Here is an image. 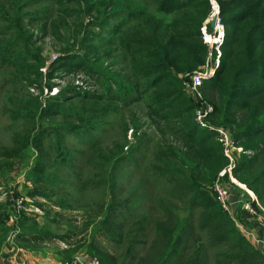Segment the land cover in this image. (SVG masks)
<instances>
[{
	"label": "trees",
	"instance_id": "obj_1",
	"mask_svg": "<svg viewBox=\"0 0 264 264\" xmlns=\"http://www.w3.org/2000/svg\"><path fill=\"white\" fill-rule=\"evenodd\" d=\"M218 2L225 40L214 49L204 41L214 30L211 0H163L159 17L145 15L141 29L131 39L135 57L129 68L148 85L154 118L167 122L166 129L174 137L168 141L159 128L161 137L150 169L156 177L151 188L154 195L149 193L147 201L142 195L139 203L136 195L127 194L126 187L111 180L109 203H97L91 216L100 218L98 239L76 242V234H57L38 223L27 228L25 224L32 219L20 215V233L14 241L17 247L62 244L67 247L64 260L68 262L83 251L100 264H264V253L243 236L212 191L230 161L218 132L196 123L199 109L188 97L182 78L204 67L210 53L218 58L214 77L200 88L203 101L213 109L206 121L229 130L235 146L243 149L234 176L254 192L264 209V0ZM115 21L119 18L111 20ZM20 42L26 45L25 40ZM36 104L41 107L37 100ZM57 109L58 116H66L64 107ZM20 110L25 124L10 133L8 144H0L1 179L17 173L26 153L34 150L36 191L29 196H38L43 186L42 191L51 194L47 198H60L57 208L74 210L72 201L64 198L72 197L71 193L64 195V183L59 184L57 174L49 172L58 130L43 127L48 114L39 118L37 113L31 114L27 101ZM143 136L145 139L147 134ZM9 217L4 212L0 219L4 225L0 253L10 232L6 228ZM90 226L86 225V232Z\"/></svg>",
	"mask_w": 264,
	"mask_h": 264
},
{
	"label": "rangeland",
	"instance_id": "obj_2",
	"mask_svg": "<svg viewBox=\"0 0 264 264\" xmlns=\"http://www.w3.org/2000/svg\"><path fill=\"white\" fill-rule=\"evenodd\" d=\"M215 1L221 15V5ZM162 2L0 0V144H8L10 133L25 124L20 110L22 102L27 101V107L32 109L30 113H37V117L47 113L42 126L58 130L53 138L49 172L57 174L59 184L64 183V195H72L64 198L76 207L57 208L60 198H47L51 194L42 191L43 186L38 196H29L36 191L32 172L36 154L30 150L17 173L0 177V207H3L0 219L4 212L10 216L6 222L10 230L7 242H14L20 233V215L32 219L25 224L27 228L38 223L39 227L57 234H76V242L84 239L91 243L98 239L100 218L91 219V216L97 203H109L111 180L126 187L127 194L136 195L139 203L142 195L146 201L149 193L154 195L151 188L156 185V177L150 169L155 145L161 137L159 128L166 133L168 141L174 137L166 129L167 122L154 118L148 85L135 78L137 73L129 65L135 57L133 35L141 29L145 15L159 17ZM114 17L119 21L111 22ZM20 40H25L26 45ZM219 65L217 57L210 59L211 75ZM182 78L188 97L199 110L210 113L212 105L191 95L187 75ZM58 106L65 108L66 116H58ZM198 117L196 123L209 130L202 126L212 125L206 121L207 117L199 121ZM217 128L223 127L212 125L210 130ZM239 149L242 148L236 147ZM228 154L231 156L230 151ZM228 174V190L235 201L233 217L243 229L238 227L239 230L254 245V239L246 231L260 229L261 220L264 224V209L255 206L260 220L258 215L254 218L246 211L243 199L248 194L240 187L251 190L235 178L233 170ZM145 182L148 186L143 185ZM146 201H142V206ZM243 217L256 225H248ZM88 224L91 226L86 232ZM3 226L2 220L0 228ZM257 249L264 253V247Z\"/></svg>",
	"mask_w": 264,
	"mask_h": 264
},
{
	"label": "built area",
	"instance_id": "obj_3",
	"mask_svg": "<svg viewBox=\"0 0 264 264\" xmlns=\"http://www.w3.org/2000/svg\"><path fill=\"white\" fill-rule=\"evenodd\" d=\"M212 2V7H213V11H214V17L212 18V21L215 20V28L217 30L220 31V33H216L215 30H213V34L212 35H205L206 37V41L209 43L210 48L214 49L216 46H221L223 44V37H225V27L222 23L221 17H220V12L218 11V9L216 8V1L215 0H211ZM218 12V13H217ZM211 21V23H212ZM218 37V38H216ZM208 38V39H207ZM214 39V41H213ZM210 59L215 60V58L213 57V54L210 53L208 58H207V63L204 67L200 68L198 71L194 72L192 75L191 74H187V81L189 82L190 86L189 89L191 90V92H189L191 95H193L194 97H197L199 100L203 101L202 95L200 93V88L202 86V83L204 80H206L208 77L214 76L215 74L211 75L210 74ZM212 64V63H211ZM205 102V101H203ZM209 110L212 112L213 109L209 108ZM197 117H198V121L201 119H205L208 116V112L207 111H202V110H198L197 111ZM204 127H208L210 129V127H212V125H202ZM218 134H219V138L221 139L223 146H224V153L227 156V158L229 159L230 163L229 166L219 175V177L216 179V181L213 184L212 187V191L216 196L217 201L219 202V204L221 205L222 209L228 213L235 225L237 226V228L239 227L237 225V221L236 218H234V203L235 201H232V194L230 193V191L228 190L229 185H228V179L227 177H229V174L232 170L234 172V169L237 167L238 164V159H239V155L241 153H243L242 149L236 150V146L234 144L233 138L231 136V134H229L228 131H226L223 128H217L215 129ZM229 151L231 152V156L228 154ZM232 183H237L236 181H232ZM241 190L245 191V193L248 194L247 197H245L243 199V206L246 209V211H248L251 215L255 216L254 218H256V216H259V220H260V212L258 209H256V207L261 205L259 204L258 198L256 197V195L245 189L240 187ZM256 206V207H255ZM259 208V207H258ZM21 213V212H18ZM261 222V231L263 232V237H264V224H262V220ZM240 228V227H239ZM238 228V229H239ZM240 230H243L240 228ZM239 230V231H240ZM241 232V231H240ZM242 233V232H241ZM246 233L249 235V238L252 237V239H254V241L258 244H260L262 247H264V238L262 240L257 238V235H255L254 231H246ZM243 234V233H242ZM244 235V234H243ZM244 237L248 238V236L244 235ZM79 263L78 259H75L73 261V264H77ZM65 264H71V263H65ZM86 264H100V261L95 257V258H91Z\"/></svg>",
	"mask_w": 264,
	"mask_h": 264
},
{
	"label": "crops",
	"instance_id": "obj_4",
	"mask_svg": "<svg viewBox=\"0 0 264 264\" xmlns=\"http://www.w3.org/2000/svg\"><path fill=\"white\" fill-rule=\"evenodd\" d=\"M243 220L248 223V225H256L251 220L246 219V217H243ZM257 235V238L263 240V232L260 229L257 228V231H254ZM254 245L256 248L261 246L260 244L256 243L254 240ZM262 247V246H261ZM65 248V249H64ZM66 250V247L62 244H52L47 246H42L40 248H22L17 247L15 245V242L8 241L4 245L1 253H0V264H65V263H71L65 261V255L64 252ZM259 250V249H258ZM80 257H85L87 259L86 263L93 258L94 256L90 253L81 252L80 254L74 256L73 261L75 259H78ZM85 263V264H86ZM82 264L79 260V263Z\"/></svg>",
	"mask_w": 264,
	"mask_h": 264
},
{
	"label": "water",
	"instance_id": "obj_5",
	"mask_svg": "<svg viewBox=\"0 0 264 264\" xmlns=\"http://www.w3.org/2000/svg\"><path fill=\"white\" fill-rule=\"evenodd\" d=\"M211 27H212V29L215 28V20L212 21V23H211ZM79 260H80V262H81L82 264H85L86 261H87V259H86L85 257H80Z\"/></svg>",
	"mask_w": 264,
	"mask_h": 264
}]
</instances>
